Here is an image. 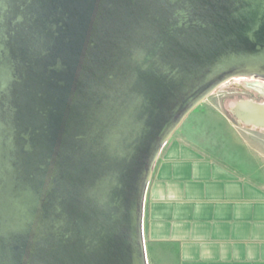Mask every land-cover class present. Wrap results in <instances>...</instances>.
Instances as JSON below:
<instances>
[{
  "label": "water",
  "instance_id": "1",
  "mask_svg": "<svg viewBox=\"0 0 264 264\" xmlns=\"http://www.w3.org/2000/svg\"><path fill=\"white\" fill-rule=\"evenodd\" d=\"M236 77L264 81V0H0V264H148L156 158Z\"/></svg>",
  "mask_w": 264,
  "mask_h": 264
},
{
  "label": "crops",
  "instance_id": "2",
  "mask_svg": "<svg viewBox=\"0 0 264 264\" xmlns=\"http://www.w3.org/2000/svg\"><path fill=\"white\" fill-rule=\"evenodd\" d=\"M241 127L240 146L248 158L241 154L232 163L180 136L171 135L163 145L144 196L149 258L264 264V130Z\"/></svg>",
  "mask_w": 264,
  "mask_h": 264
},
{
  "label": "rangeland",
  "instance_id": "3",
  "mask_svg": "<svg viewBox=\"0 0 264 264\" xmlns=\"http://www.w3.org/2000/svg\"><path fill=\"white\" fill-rule=\"evenodd\" d=\"M254 81L264 83L261 79L251 77H236L225 82L200 102L183 119L172 135L193 142L206 154L226 162L232 163L241 154L248 158L247 152L240 146L244 134L241 126L244 125L233 121L229 110L238 100L258 101L263 99V95L259 91L251 90V88L249 89L252 91L253 97L239 93L242 87H246L247 83ZM227 92L231 93L230 98L223 101ZM229 126L233 128L230 129ZM147 261L148 264H167L160 254L150 258L147 256Z\"/></svg>",
  "mask_w": 264,
  "mask_h": 264
},
{
  "label": "flooded vegetation",
  "instance_id": "4",
  "mask_svg": "<svg viewBox=\"0 0 264 264\" xmlns=\"http://www.w3.org/2000/svg\"><path fill=\"white\" fill-rule=\"evenodd\" d=\"M249 88H251V90L253 89V90L258 91L256 84H247L246 87H242L240 89L239 93L242 94V95H245L247 97H253L252 96V91ZM230 94H231L230 92H227L226 96L223 97V101L225 99H229L230 98Z\"/></svg>",
  "mask_w": 264,
  "mask_h": 264
},
{
  "label": "trees",
  "instance_id": "5",
  "mask_svg": "<svg viewBox=\"0 0 264 264\" xmlns=\"http://www.w3.org/2000/svg\"><path fill=\"white\" fill-rule=\"evenodd\" d=\"M263 99H264V96H263ZM263 99H262V100H263ZM262 100H258V101H262ZM232 120H233V119H232ZM233 121H234V120H233Z\"/></svg>",
  "mask_w": 264,
  "mask_h": 264
}]
</instances>
